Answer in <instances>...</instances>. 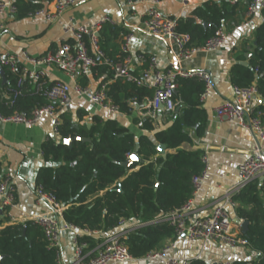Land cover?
<instances>
[{
    "label": "trees",
    "instance_id": "1",
    "mask_svg": "<svg viewBox=\"0 0 264 264\" xmlns=\"http://www.w3.org/2000/svg\"><path fill=\"white\" fill-rule=\"evenodd\" d=\"M52 1L16 0L15 19L27 18L35 11L47 8ZM238 6L241 13H246V3H205L185 18L177 19L176 31L189 36V47L199 48L216 31L224 28L229 33L236 26L234 18ZM261 14L264 19V10ZM227 22H230L228 26ZM98 34L99 50L107 60L118 62L122 58L120 44L128 32L115 25L103 24ZM85 39L93 55L89 40ZM241 60H244L243 56ZM91 76L100 79V85L106 84L107 96L121 114L129 115L132 104L140 105L145 99L152 98V91L146 87L119 80L109 83L113 76L109 66L98 65ZM229 76L232 86L249 87L255 83L258 97L264 100V22L255 28L254 46L247 66L233 64ZM19 79V71L10 73L4 70V78L0 75V112L4 115L14 111L29 114L35 107L47 103L44 97L34 94L26 81L17 88ZM87 83V79L81 78L80 85L86 86ZM176 84L179 115L159 129H155L148 119L139 121V128L144 133L139 138L112 118L104 120L93 115L89 128L86 123L74 128L72 117L66 110L60 115V141L49 139L42 144L44 166L38 170L36 186H41L67 207L63 212L66 224L90 233H109L118 228L120 220L152 222L179 210L192 197V179L204 170L201 161L205 155L203 151L177 150L165 158H155L129 175L121 166L134 152L136 143L139 144V157L148 162L157 155L158 144L176 150L183 143H190V129L195 130L197 138L204 136L207 112L200 97L205 91V83L197 78H179ZM257 110L262 113L264 122V104ZM86 116V112L79 111L77 123L83 122ZM148 134H152V138ZM74 138H88L90 141H74L70 147L63 144L65 140ZM234 200L238 204L237 217L248 222V230L243 237L248 248L258 254L256 259L239 264H264V181L263 184L255 182L248 185ZM8 222L7 215L0 218V226ZM174 238L171 226L157 224L133 231L124 242L135 259H142ZM81 241L88 243L90 248L95 246L90 236L83 237ZM0 264H56V260L40 227L34 221H28L9 224L0 230ZM193 264L203 263L195 261Z\"/></svg>",
    "mask_w": 264,
    "mask_h": 264
},
{
    "label": "built area",
    "instance_id": "2",
    "mask_svg": "<svg viewBox=\"0 0 264 264\" xmlns=\"http://www.w3.org/2000/svg\"><path fill=\"white\" fill-rule=\"evenodd\" d=\"M16 0H0V35L5 30L3 17L14 18L17 13ZM83 0H53L51 6L39 9L31 18H41L46 23H55L63 20L64 14L75 7ZM159 0H127L128 6H145V18L143 26L145 32L153 37L166 38L171 41L176 49V61H187L198 53H215L226 43L229 34L225 29H220L208 39L203 46L191 48L189 36L179 34L176 31L177 19L162 14L155 3ZM185 11L190 4V0H173ZM246 1V16L252 18L264 10V0H231L232 5H237ZM181 18V17H180ZM63 35L66 38L55 51H49L38 57H31L26 53L16 55L13 53L0 54V68L2 70L16 73L19 71L20 79L17 88L22 81H26L34 94L44 97L47 103L43 106L35 107L29 114L14 111L9 115L0 112V122L4 124H14L26 129L34 127L40 120L49 118L53 123L54 137L60 141L58 127L61 125L60 115L73 103L74 99H84L98 109L107 112L112 116H117L120 112L113 104L106 93V84L97 88L79 84L69 85L61 80L49 82L46 78L47 69H55L66 77L74 75L83 78H90L91 72L98 65L109 66L113 71V81L131 82L138 87H146L152 91V98L146 101L144 106L145 117L153 126L156 124L159 113L164 119H172L179 115L180 101L175 99L179 78H197L205 83V91L200 100L204 102L210 89V77L202 71H181L170 67L161 70L155 57L145 54H133L131 42L133 35L126 34L121 41L120 50L122 58L113 63L107 60L98 48L99 30L103 24L114 25V22L104 17L91 26H81L74 18L69 17L63 20ZM88 38L93 55L90 54L85 38ZM12 37L8 41H12ZM140 68L136 75L134 69ZM257 74V70H255ZM258 97L255 83L249 87H232V97L225 100L214 108L217 117L227 120L229 123L239 126L249 131L254 136L257 146L251 154L239 164L237 168V178L230 188L226 189L222 203L215 206L206 217H197L194 214V201L207 175L208 158L204 155L201 159L204 170L192 179V197L179 209L170 212L160 218L148 223H137L133 226H126L127 221L120 220L118 228L112 232L100 235L101 232L90 233L68 225L63 220V212L66 207L59 203L55 196L46 193L41 186H35L32 194L35 202L42 206L43 212L33 218L41 229L48 248L55 253L56 264L61 261V234L65 230L74 232L72 245L74 248V259L72 264H124L136 259L128 252L124 240L133 231L151 225L168 224L174 229L175 237L184 236L190 241H200L202 247L210 242L221 243L230 247H248L247 240L242 235L241 224L239 231L241 234L231 232L232 220L230 208L236 209L235 197L250 184L264 181V122L262 113L254 106V101ZM121 114V113H120ZM84 122L79 123L82 125ZM16 188L9 172L0 169V218L7 215L15 207ZM90 236L97 240L94 247L90 248L88 243L81 241L83 237ZM171 246H164L158 251L147 253L142 260L159 262L160 264H193L199 260V256L194 259L180 258L170 254ZM203 264H235L226 260H215Z\"/></svg>",
    "mask_w": 264,
    "mask_h": 264
},
{
    "label": "crops",
    "instance_id": "3",
    "mask_svg": "<svg viewBox=\"0 0 264 264\" xmlns=\"http://www.w3.org/2000/svg\"><path fill=\"white\" fill-rule=\"evenodd\" d=\"M127 0H83L67 13L63 20L72 17L78 25L91 26L104 17L110 18L114 25L131 33V51L133 54H145L156 58L161 70L173 67L181 71H202L210 77V89L203 102L207 112V126L202 138H197L194 129L188 130L190 143H183L176 150L166 149L168 154L177 150L203 151L208 158L207 175L201 191L194 201V214L197 217L208 216L212 209L221 204L226 189L234 185L237 178V168L257 146V142L251 132L219 118L214 113V108L232 97V84L229 72L233 64L247 61L245 55L251 56L254 46L255 28L264 22L261 13L248 18L245 11L241 13L238 6L234 18L236 24L228 33L229 37L224 46L215 53H198L187 61H176V49L171 41L166 38H158L148 35L143 26L145 18V6H128ZM212 2L221 4L231 0H190L189 7L182 11L181 7L173 0H159L155 7L164 15L174 18H185L193 9L205 3ZM246 3V1L241 2ZM231 4V3H230ZM232 5V4H231ZM51 4L48 6V8ZM16 16V15H15ZM3 17L5 25L4 32L0 35V54L13 53L20 55L26 53L31 57H38L45 53L54 51L65 42L63 35V20L55 23H46L41 18L27 17L22 20ZM233 22V21H232ZM230 22L226 23L228 26ZM111 25V24H110ZM12 37V41L8 38ZM120 44V40L117 41ZM241 56L244 60H241ZM249 56V57H250ZM136 75L140 68L134 69ZM46 78L49 82L61 80L69 85L79 84L81 76L74 75L66 77L55 69H47ZM86 79V78H84ZM87 85L92 88L100 86L99 80L90 76ZM113 81L112 79L109 83ZM132 104L129 115L118 114L112 116L105 111L91 105L84 99H74L65 110L70 114L73 125L86 126L90 123L93 115L102 119H114L121 127L127 128L136 138L144 135L139 128V121L145 120L144 106ZM264 100L257 97L254 106L259 107ZM79 111L87 113L83 124L77 123L76 115ZM169 119H164L159 113L156 124L159 129L167 125ZM88 128V127H87ZM53 123L49 118L40 120L34 127L26 129L19 125L4 124L0 122V169L9 172L16 188L15 207L9 211V222L0 226V230L7 225L24 224L43 212L42 206L38 205L33 197L32 191L36 186L38 170L44 166L42 159V144L52 139L59 142L53 134ZM152 138V134H148ZM264 150V144L261 145ZM160 157L157 155L151 160ZM131 171H127L129 174ZM238 207V205H237ZM237 209V208H236ZM236 209L230 208L232 230L235 234L240 233L239 223L243 221L236 215ZM137 224L135 221H127L128 227ZM107 233H100V237ZM74 232L65 230L61 234V261L62 264H72L74 259V248L72 239ZM95 244L97 240L92 237ZM164 246H171L170 254L180 258L194 259L199 256V263L215 260H226L235 264L248 262L257 258L258 254L248 247H230L221 243L210 242L202 247L200 241H190L184 236L175 237L167 241ZM124 264H160L159 262L136 259Z\"/></svg>",
    "mask_w": 264,
    "mask_h": 264
},
{
    "label": "water",
    "instance_id": "4",
    "mask_svg": "<svg viewBox=\"0 0 264 264\" xmlns=\"http://www.w3.org/2000/svg\"><path fill=\"white\" fill-rule=\"evenodd\" d=\"M204 26L206 27L207 25L204 24ZM249 56L250 55L246 54L245 58L248 59ZM240 64L243 66H247V61L240 62ZM0 75L2 78H4V71L2 70V68H0ZM73 127L78 128L77 125H73ZM87 127L89 128L90 125L88 124ZM74 141L89 142L90 140L88 138H74V139L65 140L63 142V144L70 147ZM138 149H139V144L136 143L134 152L121 164V166L125 170L131 171L129 174L137 171L141 166H144V165H146L152 161V160H150L147 162V161H144L142 158H140L138 155ZM156 150L160 154V157H162V158H165L168 155V153L166 152L165 145L158 144L156 147ZM102 193L103 192H101L100 194H102ZM66 209H67V207H66ZM241 228H242V235H246L247 230H248V222L243 221L241 224Z\"/></svg>",
    "mask_w": 264,
    "mask_h": 264
},
{
    "label": "bare ground",
    "instance_id": "5",
    "mask_svg": "<svg viewBox=\"0 0 264 264\" xmlns=\"http://www.w3.org/2000/svg\"><path fill=\"white\" fill-rule=\"evenodd\" d=\"M231 232L233 233L232 226H231Z\"/></svg>",
    "mask_w": 264,
    "mask_h": 264
}]
</instances>
